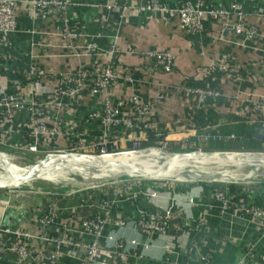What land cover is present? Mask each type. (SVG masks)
Segmentation results:
<instances>
[{"label":"crops","instance_id":"obj_1","mask_svg":"<svg viewBox=\"0 0 264 264\" xmlns=\"http://www.w3.org/2000/svg\"><path fill=\"white\" fill-rule=\"evenodd\" d=\"M70 1L62 17L67 19L69 35H64V21L55 10L46 16L39 11L32 16L28 5L18 11L15 31L0 32V85L4 84L8 92L31 96L42 103L53 96L63 73L100 70L109 65L118 74L108 88V97L118 108L119 118L135 116L134 108L127 103L130 96L145 104L148 111L136 117L131 128L121 121L104 124L103 94L84 89L79 95L65 97L60 109L53 105L34 113V118L48 125L54 123V117H62L56 133L39 135L37 153H93L99 146L107 152H126L131 142L140 145L149 132L155 138L162 136L159 142H165L170 153L181 152V146L188 151L205 150L201 144L221 145L208 151H239L234 145L241 143L243 136L233 131L234 126L252 128V136L256 127L264 129V106L258 110L252 103L256 99L264 101V0H157L161 7L171 10L200 1L203 9L225 11L230 24L237 23L230 9L231 2L236 1L242 11V27L253 31L250 38L243 31L236 35L221 32V19L207 14L200 21L199 31L189 32L179 27L176 12L140 11L137 0ZM112 42L116 51L108 56L105 52ZM156 53L171 56L168 72L157 67ZM223 63L226 70L222 72L208 70L210 65ZM31 65L44 71L39 87L28 77ZM124 71L128 80L122 77ZM184 88H200L212 94L198 99ZM156 95L160 99L155 102ZM119 101L122 104L117 106ZM198 110L216 117L205 124L212 134H233L236 141L196 142L191 132L196 128L193 116ZM30 117L26 108L15 110L11 117L0 111V149L27 152ZM49 135L59 137L60 142L49 144ZM259 143L264 148V143ZM157 152L148 150L143 154L156 156ZM126 171L138 174L131 168ZM197 178L168 181L121 176L94 184L76 183L80 185L76 188L0 187V226L33 236L3 235L6 249L0 254V264H19L10 250L16 241L42 255L53 251L41 237H63L70 242L60 246L57 264H84L81 245L87 243L88 236L80 224L85 218L95 217L104 221L103 235L116 233L123 242L135 240L133 246L126 247L127 264H264L263 229L234 209V203L243 196L263 193V183H219ZM225 189L224 199L214 196L216 190ZM149 214L165 216L166 228L146 233L134 226L136 221L145 222ZM44 218L51 221L43 222ZM116 221L123 224L118 226ZM199 221L201 224L196 226ZM166 246L169 252L163 257Z\"/></svg>","mask_w":264,"mask_h":264},{"label":"built area","instance_id":"obj_2","mask_svg":"<svg viewBox=\"0 0 264 264\" xmlns=\"http://www.w3.org/2000/svg\"><path fill=\"white\" fill-rule=\"evenodd\" d=\"M138 4L136 5L137 9L140 11H150V10H160L169 15L174 11L178 16L179 27L184 31L189 32H198L200 29V20L204 14H207L213 19H221V32H229L231 34H239L243 31L246 37L250 38L253 34L252 29L243 28L241 24L242 11L240 5L236 1H232L230 4V9L235 13L237 17L236 24H230L227 22L225 15L226 12L221 9H210L206 10L201 7V2L197 1L195 5L184 4L178 9L171 10L164 7H161L157 0H147L142 2V0H137ZM71 3L70 0H0V32H13L16 29V16L18 11L23 5L29 6V12L32 16H36L39 11L42 16L49 14L51 9L55 10L59 16L62 18L67 6ZM64 21V35H69L67 30V19L62 18ZM101 25L106 28L107 24L102 21ZM116 51L114 42L111 43L109 49L105 52L108 56H112ZM154 58L157 64L162 71L168 72L171 69V56L168 53H156ZM210 72H222L226 70V65H210L208 67ZM44 74V71L38 68L35 65H31L28 72V77L34 82V84L40 86V78ZM118 74L116 71L111 68L109 65H105L100 70L94 69H83L75 72H65L61 75L59 83L53 89V96L42 103H37L31 96H20L15 93L7 91V88L4 84L0 85V111L11 117L15 110L20 108H26L30 114V124L28 130V137L31 140V143L27 147V152H37V139L39 135L56 133L58 131L57 124L62 122V117H54V123L48 125L42 120L34 118V113L42 112L46 108L55 105L58 109L62 106L60 103L65 97L79 95L82 90L87 89L92 93H102L104 97V107L102 113V123L110 125L122 122L127 128H131L133 125V120L136 117H141L145 115L148 111V107L137 100L136 97L130 96L127 99V103L130 104L135 110V116H122L119 118L120 112L117 107H114L108 97V88L116 80ZM124 79H129L126 71L122 73ZM184 90L194 93L198 96V99H201L204 95L212 94L208 90L200 88H184ZM160 99L159 95L155 96V102ZM255 109L261 110V107L264 106V101L256 99L253 102ZM121 101L117 103L119 106ZM264 116V113L261 115ZM192 137L196 142L207 143L209 141H236L237 137L233 134L228 135H219L218 133L212 134L210 128L202 127L200 130L193 128ZM161 145L165 146V142H158ZM139 143L137 141L131 142V150L138 149ZM129 151V150H128ZM135 151V150H132ZM212 151V150H211ZM58 152V151H57ZM121 152V151H119ZM119 152H107L103 147H100L95 150L98 157L105 155H111ZM248 152V151H247ZM54 153V152H53ZM79 153V152H75ZM83 153V152H81ZM91 154L92 153H84ZM235 180V179H234ZM210 182V181H209ZM219 182H223L220 181ZM226 182V181H225ZM229 183H235V181H228ZM260 188V187H259ZM259 192V193H258ZM226 189L216 190L214 196L218 199H224ZM253 195L243 196V198L237 200L234 203V209L243 215H248L254 219L257 224L263 229L264 232V192L261 191L252 192ZM245 195V194H244ZM151 197L155 196V193H150ZM256 198H259L261 203H256ZM51 221L50 218L43 220V222ZM167 218L160 217V215L149 214L146 217V221H136L134 226H138L142 229L143 232H161L167 226ZM118 226L122 225L121 221H116ZM201 224V221L196 223V226ZM81 228L84 234L88 236L87 243L81 245L85 251L84 264H127L125 261L126 257V247L127 245L133 246L135 240L131 239L129 241H121L119 235L116 233H106L103 235V225L104 221L98 217L95 218H85L81 221ZM9 233H18L23 238L33 237L31 234L23 231H12L7 227L0 226V254L6 249L3 244V235ZM43 240L48 242L53 251L46 255L33 252L28 249L22 242L16 241L14 245L10 248L12 252L17 255V262L19 264H57L59 248L63 244H70L63 237L61 238H46L41 237ZM193 244L196 243V240H192ZM145 243L148 244L147 240ZM145 247L143 243L142 247ZM169 252L168 247H165L162 255L164 257L165 253ZM200 259H203V256H200Z\"/></svg>","mask_w":264,"mask_h":264},{"label":"rangeland","instance_id":"obj_3","mask_svg":"<svg viewBox=\"0 0 264 264\" xmlns=\"http://www.w3.org/2000/svg\"><path fill=\"white\" fill-rule=\"evenodd\" d=\"M204 16H202V18ZM202 18H201V20H202ZM58 141H59V137L49 135V141H48L49 144L57 143ZM236 145H238V143ZM39 146L41 147L42 143H40ZM218 146L220 147L221 145H218V144H201L200 145L201 148L205 149V150L201 149L202 152L208 151L206 149L218 147ZM132 150H135V151H132ZM132 150L129 149V151H126V152H119L117 155H114V156L113 155H106V157H104V158L110 159L117 164V163H120V160H122V159L135 158V157L140 156L138 158V160L131 161L134 164L128 168H132L135 172L140 171L141 173H146V172H142V170H144V169H146V171L149 172V171H153V170L159 169V168H154V167L148 168L146 165H143L144 163L140 162V160L150 161V162L151 161L156 162L158 160H162V161H164L163 165H165L167 163L173 164V165H183V164L203 163V162L209 163L211 160L214 159L215 161H217V164H218L217 167L223 168V169H228L227 171H229L231 174H234V175H232L231 177H228V178H223V179H212L209 177V175H206L205 173L201 172V170L198 167V169H195V171L198 172V174H199V177L196 180H198V181L208 180L207 182H209V181L210 182H219V180L220 181H227L228 180V181H235V182H237V181H249V182L256 183V184L257 183L258 184L263 183L262 185H264V165L248 164V162H250V163L263 162L264 158H262L261 156H258V155H255L254 157L253 156L252 157H246V156H242V155H240V156H235V155L229 156L230 154L229 155L225 154L228 156H225L224 158H222L221 156L215 157V156H211V155H209V156L206 155L205 157H203L204 155L202 156V154H200V153H193L192 155L177 154V155L170 156V155H168V153H170V152L166 149V146L161 145L160 143H158L157 145H155L153 147H140V145H139L138 149H132ZM137 150H141V151L138 152ZM148 150H158V152L156 153V156H154V155L150 156L147 154H143V152L148 151ZM180 151H188V149H186L184 146H181ZM249 152L264 153V148H261V143H259V149L251 150V151L249 150ZM0 154H3V155L5 154L7 156V160H5V161L7 163L9 161L10 165H12V166H8V164H7L8 168L0 167V187L7 188V189H13V190H23V189L36 190L39 187L51 186V185H63L67 188H76V187H80V185H82L81 183H85L87 181H89V184H94V183H98L101 181L104 182L106 180H110V179H114V178L119 179V177H121V176H122V178L139 177V176H133L132 174H129V172H121V171L119 172L118 171L117 173H110V170L113 168V165H108L107 163L106 164L108 166H107L105 173L102 171L106 168V165L101 167V169H103V170H97L98 172L95 169L91 170L90 175L84 174L83 172H81V173L77 172L75 167L77 166V163L79 161L84 162L85 166L89 165L92 162V159L87 158V157L86 158H78V159H74V160L69 159L70 161L69 160H61L60 161V159L48 158L46 160V163H44L46 166L42 165L40 168L41 170L44 171V174H43L44 177L43 178L34 179V180L28 181V182H22L19 179L20 176L26 174L29 170V167L36 164L39 160H41L43 157H45L47 153H37V152L36 153L35 152H26L25 153V152H18V151L10 152V151L4 150V149H0ZM92 154L96 155V153H92ZM121 155H125V156L118 158ZM0 162L4 163V160H0ZM51 163H53L54 165L48 168L47 164H51ZM243 164H246V165H243ZM151 166H152V164H151ZM210 167H214V165H211ZM225 167H230V168H225ZM128 168H127V170H128ZM54 171H58L57 175H59V176H55V179H57L56 181H52L51 178H48V177H50V175L52 173L54 174ZM250 171H251V175L249 176V178L245 177L247 172L249 173ZM130 175H132V176H130ZM158 176L164 177L162 179L168 180V181H177L178 180V179H172L170 177H165L162 175H158ZM233 176H236V177H233ZM187 180H190L189 177H187ZM187 180H185V181H187ZM181 181H184V180H181ZM64 182H72V183L65 184ZM76 183L77 184L80 183V185H77Z\"/></svg>","mask_w":264,"mask_h":264},{"label":"bare ground","instance_id":"obj_4","mask_svg":"<svg viewBox=\"0 0 264 264\" xmlns=\"http://www.w3.org/2000/svg\"><path fill=\"white\" fill-rule=\"evenodd\" d=\"M137 151L140 152L141 150H137ZM117 154L118 153L111 154V155L114 156V155H117ZM228 155L224 154V155H219V156L224 158L225 156H228ZM124 156L125 155H121L118 158H121V157H124ZM229 156H232V155H229ZM235 156H240V155H235ZM258 156H261L262 158H264V154H259ZM104 157H106V155L102 156L100 159H92V162L89 165H87V167L88 166H90V167L93 166V169H95L97 171V170H103V169H101V167L106 165V168L102 171V172L105 173V171L107 169V166L110 165V164L107 165V164H104V163H108V162L115 163V162L110 160V159L104 158ZM78 158H86V156L77 154L76 156H74V158L72 160L78 159ZM87 158H89V157H87ZM0 160H4V163L0 162V167L8 168L7 167V162L5 161V160H7V156L5 154L4 155L0 154ZM61 160H65V159L64 158H60V161ZM66 160H69V159H66ZM131 161H134V159H124V160L120 161V163H117V165L113 166V168L110 170V173H117L118 171L119 172L120 171L121 172H127L126 171L127 168L134 164ZM140 162L144 163L143 165H146L148 168H152V167L159 168V169H155V170L149 171V172H147L146 169L143 168L144 170H142V172H146L147 174H155V173L157 174V173H159V175H162V176H167V177H170V178H179V179H184V180H186L187 177H189V179L199 177L198 172L195 171V169H198V167L201 170V172L205 173L206 175H209V177L212 178V179H223V178H228V177H231L232 175H234V174H231L229 171H227L228 169H223V168L217 167L218 166L217 161H215L214 159L211 160L209 163L208 162H203V163H191V164H183V165H173V164H165V165H163V164H160L161 161H156L157 163L156 162L152 163L150 161L140 160ZM151 164H152V166H151ZM253 164L254 165H258V164L264 165V161L263 162H259V163H253ZM47 165H48V168H49V167L53 166L54 164L51 163V164H47ZM211 165H214V167H210ZM243 165H246V164H243ZM225 168H230V167H225ZM183 171H186V172L183 173ZM136 173L141 174L140 171L136 172ZM57 174H58V171H54V174L52 173L50 175V177H48V178H51L52 181H56L57 179H55V176H59ZM174 175H177V176L183 175V176L182 177H174ZM184 175H186V177ZM250 175H251V171L249 173L247 172L245 177H249ZM159 177H161V176H159ZM233 177H236V176H233ZM161 178H164V177H161Z\"/></svg>","mask_w":264,"mask_h":264},{"label":"water","instance_id":"obj_5","mask_svg":"<svg viewBox=\"0 0 264 264\" xmlns=\"http://www.w3.org/2000/svg\"><path fill=\"white\" fill-rule=\"evenodd\" d=\"M253 137L255 139H258L259 141H262L264 143V129H259V127H256L254 129V133H253ZM193 153H200L202 154L203 157H205L206 155H211V156H219V155H223V154H230V155H242V156H246V157H254L255 155H259V154H264L261 152H247V151H205L202 152L200 150H194V151H181V152H174V153H168V155L173 156V155H177V154H181V155H192ZM77 154L89 157L91 159H100L101 157H98L96 155H91V154H84V153H75V152H54V153H48L46 154L45 157H43L41 160H39L36 164L32 165L29 167V170L26 174L21 175L20 176V181L22 182H28V181H32L34 179H38V178H43L44 177V171L41 170V166L44 165V163H46V160L48 158H53V159H60V158H64L66 159H73L74 156H76ZM247 163V162H246ZM249 164H253L248 162ZM8 166H12L10 165V162L8 161ZM106 164V163H104ZM107 164L110 165H117L115 163H110L108 162ZM77 172H83L84 174H91L90 171L94 170L93 167L90 166H85L84 162L79 161L77 163V166L75 167ZM186 171H183V173H185ZM139 177H147V178H161L159 177V173H155V174H146V173H141V174H136Z\"/></svg>","mask_w":264,"mask_h":264},{"label":"trees","instance_id":"obj_6","mask_svg":"<svg viewBox=\"0 0 264 264\" xmlns=\"http://www.w3.org/2000/svg\"><path fill=\"white\" fill-rule=\"evenodd\" d=\"M215 120H216V117L209 111L198 110L193 116V121L195 123L196 128L204 127L206 126L205 124L212 123ZM223 130H226V129H223ZM233 131L243 136L241 143H238V145L236 144L234 145L236 150H239V151L250 150L251 151V150L259 149V141L255 140L252 136V128L245 127V126H234ZM161 137L162 136H157L155 138L153 134L149 132L147 139L140 143V147H153L158 144ZM139 157L140 156L135 157V158H126V159L138 160ZM256 203L257 204L261 203L259 198H256Z\"/></svg>","mask_w":264,"mask_h":264}]
</instances>
